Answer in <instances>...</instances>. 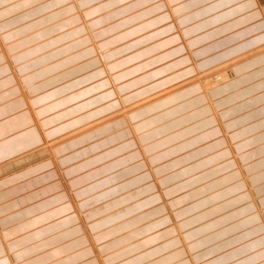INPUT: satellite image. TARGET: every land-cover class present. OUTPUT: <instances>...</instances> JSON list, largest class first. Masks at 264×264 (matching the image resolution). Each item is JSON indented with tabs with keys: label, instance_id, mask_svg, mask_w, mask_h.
Segmentation results:
<instances>
[{
	"label": "crops",
	"instance_id": "0c3cea01",
	"mask_svg": "<svg viewBox=\"0 0 264 264\" xmlns=\"http://www.w3.org/2000/svg\"><path fill=\"white\" fill-rule=\"evenodd\" d=\"M63 1L0 0V264H105L102 257L131 246L108 263L163 264L176 254L165 264H264V51L233 63V80L209 91V101L185 86L128 115L133 133L117 116L46 146L137 101L134 92L148 84L210 70L240 44V51L262 45L257 4L224 0L206 14L205 2L182 0V11H196L179 23L192 29L186 46L175 30L151 35L168 22L157 0L113 3L90 38ZM97 50L112 52L103 64L117 87L137 79L119 99L102 96L111 84ZM41 56L51 70L44 75Z\"/></svg>",
	"mask_w": 264,
	"mask_h": 264
},
{
	"label": "rangeland",
	"instance_id": "374dc122",
	"mask_svg": "<svg viewBox=\"0 0 264 264\" xmlns=\"http://www.w3.org/2000/svg\"><path fill=\"white\" fill-rule=\"evenodd\" d=\"M68 1H70V3H71V4H69L70 5V8L75 9L77 11L78 16H81L82 24H83L82 27L84 28L85 36H88V38H90L91 36H93V34H95L94 31L98 27L100 21H103L104 19H106L105 17L111 11V10H107L108 7L111 6L113 3H119V5L122 6L123 3L126 0H108V2L103 3V4L101 3L102 2V0H101V2H96L94 5H89L88 8L85 6L86 5L85 3H87L90 0H68ZM92 1H94V0H92ZM117 1H119V2H117ZM127 1H129V0H127ZM155 1L154 0L153 1L152 0H135V2L131 4V6H133V5H139V6L142 7V6L147 5L149 2L151 4L152 2H155ZM157 1H159L158 4H162L161 5V6H163L162 9L167 10L166 12L168 13V18H167L168 22L163 23L162 29H159V30L155 31L151 35L152 36H155V35L156 36L157 35L160 36L164 32L166 33V31L167 32L168 31L169 32L170 31L172 32V31L175 30L174 33H173L174 36H177L178 39L181 40V43L184 44L186 38H183V36H186L188 34V32H190L192 29H186V28L179 27L178 24L180 22L183 23V22H186L188 19H191L192 16L196 13V11L195 10L186 11V9L188 7H185L184 10L182 11L181 10L182 9V7H181L182 4L179 5V3L182 2V0H180V1L179 0H157ZM185 1H187L186 3L189 4V2L191 0H189V1L188 0H185ZM199 1L200 2H202V1L205 2L206 5L202 9L205 10L206 14H209V13L212 12V7L213 6H215L216 9H220L221 8L220 3L222 1H224V0H199ZM258 2H259V0H258ZM263 2H264V0H260V2L258 4L259 6L257 5V8H258V11H260L261 13L264 14V11H263L264 9L262 8ZM172 5H175L174 7H176L177 5H179V6H177L174 9ZM255 5H256V3H255ZM170 7H171V10L173 8L172 11H173L174 14L170 12L171 11L170 10ZM151 8H152L153 11H155L157 9L155 5H152ZM178 9L180 11H182V12L181 13H175L174 11H179ZM99 10H106V11L100 12ZM263 14H261V15H263ZM165 17L166 16L164 14V18ZM262 18H263V16H262ZM263 20H264V18H263ZM202 28H203L202 25H200V29H202ZM218 33L220 34L221 32H218ZM217 34H214V35H217ZM151 35H149V36H151ZM202 35H204V34H202ZM231 36H238V34L235 33V34H232ZM262 36H264V34ZM76 43H79V42L78 41H75L74 44H76ZM162 43L163 42H161L159 44H155V46L156 47L157 46H161L162 47V46L166 45V41H164L163 44ZM185 44L187 46V41H186ZM263 47H264V43L262 45H258V46L253 47V48L250 47V49L248 48V50H246L244 53L238 55V57L233 58V59H230V62L229 63H227V64H224L223 63L222 64L220 62L217 66H215L214 68H212L210 70H204L203 71V70H199V69H195V70L191 69L190 71H185V72L177 73V75H174V77H172V78H174L176 81H179V80L180 81L177 82V83L171 84V85H168L167 83L171 82L172 78L164 79V80H160V81L158 80V82H157V84H155V86H154L153 83L148 84L147 85L148 88L138 89L136 92H134V94H133L134 96H138V97L141 96L137 101H135V102H133L131 104H128V105L127 104H122V106L118 110H116V112H114L112 114H108L104 118H101V119L99 118L98 120H95L94 122H87V121H85V122L79 123V124H77V125H75L73 127V131L72 132H67L66 134L62 135V137H59V138H57L55 140L48 141L46 143V146H47V148H51V147H53L55 145H58V144L63 143L64 141H66V140H68L70 138H73L74 136L85 134L88 130H91V129L96 128V127L98 128V127H100L102 125L106 126V124L110 121V119H112L114 117H117V116L118 117H121V118H123V120H125V122L128 124V127H127L128 131L130 130L133 133V131L130 129L131 128V125H129L128 115L130 116V114L135 113V112H138L139 110H142V109L146 108L147 105L148 104H152L154 102V100L155 101H159V100L164 99L167 96L175 95L180 89H182L185 86L188 87L190 85L191 86L192 85H196V86L198 85V87L201 88V91L203 92V94L206 96V98L208 100L207 93L209 91L215 89L213 85L218 82L217 77L219 75L223 74V72H226V71H228V73H230V69L233 66V63H235L236 61H238V60H240V59H242V58H244V57H246V56H248L250 54H253L255 52L264 51V48ZM253 49H256V50L253 51ZM249 50H250V52H249ZM111 55H112V52L109 51V50H106V51H104V50H97V51H95L94 58L97 60V62L99 61L98 62L99 65L101 64V67L103 68L102 70L104 72V75L106 76V79L109 80V82L111 84V87H110L109 92H103L102 93V96L103 97L105 96L107 98L110 93H116V96L119 99V97H120L119 96V93L122 92L125 89L126 86L127 87L129 86L130 88H132L134 86V82H136L137 79L131 81L130 83L128 82L127 85H123V86L117 87L113 83V81L111 79V76L106 71L105 65L103 64L104 63V58L108 59L109 56H111ZM103 56H104V58H103ZM72 57H73V55L72 56H69L67 59H64V60H67V62H69L70 61V58H72ZM37 59L39 60L38 63H37V65L39 66L38 73L40 75L41 74L42 75L45 74L46 71L47 72H51V70H49V67L47 66V57L46 56H41V57H39ZM25 65H28V63H26ZM25 65H23V66H25ZM176 65H177V63H174V62H172V63H170L168 65H164L162 68H160L156 72H153V76L154 77H157V76L163 75V74L167 73L168 69L171 70L173 68V67H170V66H174L175 67ZM67 70L68 69H66L64 72H62L64 74H62V73L61 74L62 75H65V76H68L71 71H67ZM187 72H190L193 75L192 76H189L190 73H187ZM150 74H147V75H144V76H148ZM62 75H60V76H62ZM52 76L54 78H56L54 76V74H52ZM55 80L56 79H54L52 81H55ZM221 86H224V85H221ZM216 88H218V87H216ZM154 89L156 91H154ZM85 95H86V92L82 91L80 93V97L79 98L82 99L83 97H85ZM132 96L131 95H128V96L122 97L121 102L122 103L129 102V99H132ZM83 100H85V99H82V101ZM48 106L53 107L54 105L53 104H49ZM55 118H59L58 114H56V117ZM173 226L175 227L174 228V231L177 233V236L176 237H178L180 239L181 243H182V246L184 248L183 249L184 250V253H188L189 254V252H188L189 251V248H188V245H187V239H188V237H186L187 234H184V233H181V232L178 231L179 230V224L174 223ZM95 237L97 238V236H95ZM131 247H133V246H131ZM131 247L118 250L115 253H109L108 256L102 257V260H103V262L105 264H109L110 261H112L114 259H117V258H119V257H121L123 255H127L128 253L133 252L134 251L133 250L134 248L131 249ZM176 256L177 255L174 254V255H171V256L167 257L165 259V261H164L163 264H165L167 262V260L174 259ZM126 259L127 260L124 261L121 264H134L133 263L134 260H132L131 257H128Z\"/></svg>",
	"mask_w": 264,
	"mask_h": 264
},
{
	"label": "bare ground",
	"instance_id": "6f19581e",
	"mask_svg": "<svg viewBox=\"0 0 264 264\" xmlns=\"http://www.w3.org/2000/svg\"><path fill=\"white\" fill-rule=\"evenodd\" d=\"M254 1V3H256L257 5L259 4V2H260V0H259V2H258V0H253ZM117 2H119V1H117ZM121 2V1H120ZM218 2V1H217ZM220 2V1H219ZM225 3V2H224ZM119 4V3H118ZM261 4V3H260ZM259 6V5H258ZM263 6H264V2H263ZM262 6V8L264 9V7ZM233 7V6H232ZM245 7H247V6H245ZM244 8V7H243ZM245 9V8H244ZM261 9V8H260ZM264 11V10H263ZM261 14H263V13H261ZM177 15V14H176ZM263 18H264V14H263ZM240 20V19H239ZM264 22V21H263ZM179 25V24H178ZM181 29V28H180ZM227 29V28H226ZM165 33V32H164ZM219 34V33H218ZM237 45V44H236ZM242 47H243V44L241 45L240 44V46H238L237 47V50L238 51H231L230 50V52H228V58H226L225 60H224V62H221L222 64L224 63V64H227V63H229L230 62V59H233V58H236V57H238V55H240V54H242V53H244L246 50H242V51H240L241 49H242ZM247 48V47H246ZM262 48V47H261ZM264 48V47H263ZM256 50V49H255ZM250 52V51H249ZM260 52V51H259ZM97 58V57H96ZM108 58V57H107ZM46 59V58H45ZM100 59V58H99ZM216 60H218V58L216 59ZM99 62V61H98ZM216 62V61H215ZM232 62V61H231ZM103 63V62H102ZM46 65V64H45ZM44 75V74H43ZM184 75V74H183ZM109 76V75H108ZM198 79V78H197ZM217 80H218V82L217 83H215L213 86H214V88H216V87H220L221 85H225V84H227V83H229V82H231V80H233L232 79V70H230V73H228V71H226V72H223V74H221V75H219L218 77H217ZM159 84V83H158ZM153 85V84H152ZM161 85V84H160ZM198 86V85H197ZM200 86V85H199ZM156 89V88H155ZM154 89V91H156ZM200 90H201V88H200ZM136 92V91H135ZM163 93V92H162ZM176 93V92H175ZM207 93V92H206ZM168 94V93H167ZM170 94V93H169ZM155 95V94H154ZM158 96V95H157ZM162 96V95H161ZM175 95H170V96H167V97H165L164 99H162V100H159V101H155L154 100V102L152 103V104H154V106H155V103H160V101H169V100H171L173 97H174ZM141 97V96H140ZM159 97V96H158ZM157 98V97H156ZM179 99V98H178ZM151 103V102H150ZM152 104H148L147 105V107L148 106H150V105H152ZM146 107V108H147ZM157 109V108H156ZM150 113V112H149ZM146 114V113H145ZM13 193V192H12Z\"/></svg>",
	"mask_w": 264,
	"mask_h": 264
}]
</instances>
